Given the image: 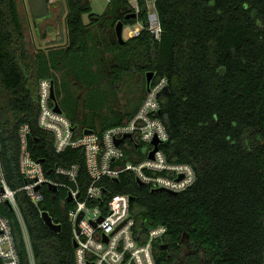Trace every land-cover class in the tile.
Listing matches in <instances>:
<instances>
[{
	"label": "trees",
	"instance_id": "1",
	"mask_svg": "<svg viewBox=\"0 0 264 264\" xmlns=\"http://www.w3.org/2000/svg\"><path fill=\"white\" fill-rule=\"evenodd\" d=\"M108 1V9L98 14L91 0H66L67 45L34 53L18 0H0V148L7 183L12 189L26 183L19 136L25 123L31 129V153L48 179L67 181L56 167L78 162L82 190L89 183L83 149L56 152L54 135L39 126L41 79L53 81L56 100L76 127L102 131L136 112L147 73L153 71L151 80L166 77L169 86L160 94L170 135L161 149L170 162L193 165L197 179L177 194L141 185L131 171L109 179L111 195L132 196L134 236L143 243L153 227L167 226L154 247L157 264H264V0H156L161 39L145 28L124 43L117 39V22L147 24V5L139 1L137 11L130 0ZM48 4L30 0L32 15L45 16ZM131 11L137 17L127 18ZM93 25L102 35L92 31ZM62 70L88 90V113H81L68 75L59 77ZM137 71L145 73L140 101L125 113L99 114L124 76ZM106 81L111 90L103 87ZM41 189L44 199L38 204L25 191L16 193L31 249L16 210L0 202L20 264H77L69 218L73 202L64 187ZM44 211L59 231L45 223Z\"/></svg>",
	"mask_w": 264,
	"mask_h": 264
},
{
	"label": "built area",
	"instance_id": "2",
	"mask_svg": "<svg viewBox=\"0 0 264 264\" xmlns=\"http://www.w3.org/2000/svg\"><path fill=\"white\" fill-rule=\"evenodd\" d=\"M135 1L133 5L137 11L140 9L139 1L146 3L147 24L137 21L131 25L130 34L138 36L146 28L155 39L160 40L163 30L156 0ZM153 79L135 113L123 123L102 131L93 130L91 133H85L86 129H79L63 112L55 110V101L51 97L53 81L49 78L39 81V126L54 135L56 152L62 153L68 148L83 149L89 183L82 190L81 165L78 162L56 167V174L64 176L67 181L48 179L42 162L31 153L29 124L20 126V169L26 183L19 189L9 186L1 163L0 148V202L9 201L16 210L29 249L30 237L18 207L16 193L25 191L38 204L44 199L42 186L53 183L66 189V197L72 196L70 202H73V206L69 218L73 225L74 240L78 243L77 264H157L154 247L166 236L167 226L153 227L147 240L141 243L133 232L132 196L129 193L111 195L106 184L109 179L119 180L122 173L131 171L137 181H142L143 185H148L152 190L162 188L181 192L192 186L197 179L193 165L170 162L161 149L162 143L170 137L168 127L161 117L160 101V94L168 86V79ZM120 139L121 143L117 145L116 141ZM155 140L159 141V148L151 157ZM0 257L4 264H20L10 220L1 214Z\"/></svg>",
	"mask_w": 264,
	"mask_h": 264
},
{
	"label": "rangeland",
	"instance_id": "3",
	"mask_svg": "<svg viewBox=\"0 0 264 264\" xmlns=\"http://www.w3.org/2000/svg\"><path fill=\"white\" fill-rule=\"evenodd\" d=\"M41 3L43 0H37ZM133 4L135 0H130ZM21 16L24 21L26 30V40L29 49L36 53L39 51L48 52L49 50L65 47L68 42V30L67 37H65L64 27H66V0H49L48 13L43 17H34L31 12L30 0H18ZM93 11L98 14H103L109 7L108 0H91ZM89 16L85 15V21L88 22ZM67 29V28H66ZM131 25H125L123 35L125 38L132 36L130 31ZM92 31L97 33L98 36L102 35L101 30L96 26H92ZM47 39V40H46ZM62 70L58 72L59 77L68 75ZM67 76L69 86L72 92L79 98L81 113H88L90 108L86 106L85 97H87L88 90L78 84L74 79ZM145 73L143 71H137L124 76L123 82L117 85V89L112 93L108 102L100 109L99 114L110 115L112 111H121L125 113L132 109V106L136 105L141 99V86L144 85ZM103 87L107 90H111L112 85L106 81V85ZM100 124V122H98Z\"/></svg>",
	"mask_w": 264,
	"mask_h": 264
},
{
	"label": "water",
	"instance_id": "4",
	"mask_svg": "<svg viewBox=\"0 0 264 264\" xmlns=\"http://www.w3.org/2000/svg\"><path fill=\"white\" fill-rule=\"evenodd\" d=\"M126 17H127V18H129V17H137V12L131 11L130 13L127 14ZM124 27H125V23H124L123 20H119V21L117 22V24H116V27H115L116 35H117V39H118V41H119L120 43H124V42H125V37H124V35H123ZM147 76H148L147 82H148V84H149V82L151 81V78L154 76V72H153V71L148 72V73H147ZM164 91H169V86H166L165 89H164ZM51 97H52V99L55 101V110L58 111V112H62V108H61V106L59 105V103H58L57 100H56V93H55V87H54V85L52 86ZM92 131H93V129H91V128H87V129L85 130V133H91ZM116 143H117V145H119V144L121 143V139H120V140H117ZM154 144H155V148H154V150H153V151L151 152V154H150L151 157H153L154 153L158 150V148H159V141H158V140H155V141H154ZM117 180H118V179L116 178V181H117ZM138 183L141 184V185H143V182L140 181V180H138ZM49 187H50V189H52L53 191H58V189H59V187H58L56 184H53V183H50V184H49ZM38 188H39V186H37V189H38ZM157 190H164V189L160 188V189H157ZM165 191H167V192H169V193H172V194H177V193H178V192H176V191H169V190H165ZM67 200H68L69 202L72 201V196L69 195V196L67 197ZM7 203L11 204L9 201H7ZM82 216H83V213L80 215V217H82ZM42 217H43L45 223H46L51 229L56 230V231H59V230H60V225L55 224V223L53 222V220H52V218H51V216L49 215L48 212L44 211V212L42 213ZM80 217H79V218H80ZM77 229L79 230L78 225H77ZM77 244H78L77 241L74 240V246H75V247H77ZM168 246H169V244L166 243V244L163 245V248H167Z\"/></svg>",
	"mask_w": 264,
	"mask_h": 264
},
{
	"label": "crops",
	"instance_id": "5",
	"mask_svg": "<svg viewBox=\"0 0 264 264\" xmlns=\"http://www.w3.org/2000/svg\"><path fill=\"white\" fill-rule=\"evenodd\" d=\"M64 31H65V37H67V29H66V27H64Z\"/></svg>",
	"mask_w": 264,
	"mask_h": 264
}]
</instances>
